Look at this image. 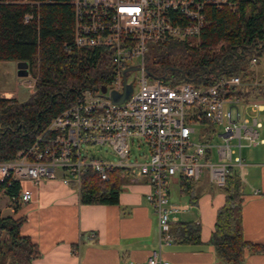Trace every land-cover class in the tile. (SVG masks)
<instances>
[{
    "label": "built area",
    "instance_id": "1",
    "mask_svg": "<svg viewBox=\"0 0 264 264\" xmlns=\"http://www.w3.org/2000/svg\"><path fill=\"white\" fill-rule=\"evenodd\" d=\"M70 1L71 44L106 50L113 64L111 80L104 90L100 85L82 89L28 147L0 160V181L18 183L17 196L9 199L22 204L32 199L26 183L60 178L79 189L83 172L106 180L112 167L127 168L129 181L145 177L151 187L145 196L157 215L159 245L172 244L171 224L183 206L170 201L169 183L179 175L197 180L205 174L222 188L228 167L242 164L241 148L262 142L258 129L264 103L261 97L239 94L241 86L259 82H244L237 74L213 72L198 87L186 81L169 84L150 76L145 53L148 42L198 38L206 24L205 6L220 7L225 0ZM30 17L26 13L24 20ZM256 62L253 57L251 66ZM26 76L20 81L34 90L35 76L31 80L29 71ZM125 84L131 86L128 97L113 101L110 95L121 93ZM134 136L144 138L148 154L130 162L128 139ZM93 145H109L115 158L92 154L88 147ZM131 264L169 262L154 251L144 262Z\"/></svg>",
    "mask_w": 264,
    "mask_h": 264
},
{
    "label": "trees",
    "instance_id": "2",
    "mask_svg": "<svg viewBox=\"0 0 264 264\" xmlns=\"http://www.w3.org/2000/svg\"><path fill=\"white\" fill-rule=\"evenodd\" d=\"M30 13L26 21L24 15ZM206 24L196 43L169 38L148 42L145 61L150 76L169 84L190 82L198 87L209 74H237L242 81L254 79L250 60L257 63L264 52V0H225L217 7L205 6ZM73 6L70 0H0V60H25L35 66L33 92L26 99L0 94V160H8L28 147L79 92L111 80L113 64L104 49L78 48L71 44ZM68 45V49L64 45ZM241 86L242 97L264 98V84ZM124 167H112L102 180L93 171L83 172L78 194L81 203H117ZM179 190L195 201V182L190 176L176 177ZM6 178L0 192L17 196L19 185ZM10 183V184H9ZM224 202L217 209L209 243L217 264H242L245 250L264 252V243L244 237L242 224L243 182L236 166L228 167L222 187ZM24 217L0 213V264H32L38 245L21 234ZM173 242L200 243V224H171Z\"/></svg>",
    "mask_w": 264,
    "mask_h": 264
},
{
    "label": "crops",
    "instance_id": "3",
    "mask_svg": "<svg viewBox=\"0 0 264 264\" xmlns=\"http://www.w3.org/2000/svg\"><path fill=\"white\" fill-rule=\"evenodd\" d=\"M253 69L254 80L263 85L264 52ZM0 92L6 97L15 94ZM259 120L262 142L241 152L242 164L237 172L244 185V237L264 243V108L259 112ZM249 174L253 176L252 182L245 178ZM122 181L117 203H81L78 189L64 184L60 178L44 179L30 186L32 199L15 208L9 206L8 214L24 217L20 232L38 245L39 255L32 259V264L142 263L154 251H159L169 264H217L209 237L216 211L224 202L222 188L203 174L195 182L197 197L191 202L188 195L180 192L177 178H173L168 185L170 201L183 206L175 214L174 222H199L200 243L159 245L157 215L145 196L151 189L149 183L145 177L129 181L125 176ZM171 186L175 187L173 195ZM242 264H264V252L245 250Z\"/></svg>",
    "mask_w": 264,
    "mask_h": 264
},
{
    "label": "rangeland",
    "instance_id": "4",
    "mask_svg": "<svg viewBox=\"0 0 264 264\" xmlns=\"http://www.w3.org/2000/svg\"><path fill=\"white\" fill-rule=\"evenodd\" d=\"M199 38V37H198ZM198 38H190V43H196ZM29 74L32 76L30 78L33 80L36 68L35 66L28 67ZM27 76H18L17 75V68H16V61L15 60H0V91H12L13 95L10 97L16 96L19 100H24L30 93L26 87H24V82H21L20 80H26ZM132 79V75L128 77V81ZM1 94V92H0ZM2 95V94H1ZM4 96V95H2ZM6 97V96H5ZM191 138L195 139V136H191ZM215 141H219V138H215ZM129 143V153H128V161L133 162L135 160L144 159L147 157V144L142 137H130L128 139ZM90 152L96 156H100L103 158L108 159H114L115 155L112 152L109 145H93L91 147H88ZM254 149L253 146L248 147H242L241 152L244 153L245 151ZM245 178L248 179L250 182H252L253 176L245 175ZM28 186H32L31 184H28ZM31 188V187H30ZM175 187L171 186V194H174ZM10 199L5 195L4 193L0 192V208L2 214H8L9 206L12 208L17 207L18 205H21V203H10ZM23 204V203H22ZM14 212V211H12Z\"/></svg>",
    "mask_w": 264,
    "mask_h": 264
},
{
    "label": "water",
    "instance_id": "5",
    "mask_svg": "<svg viewBox=\"0 0 264 264\" xmlns=\"http://www.w3.org/2000/svg\"><path fill=\"white\" fill-rule=\"evenodd\" d=\"M16 68H17V75L18 76H26L28 75V63L25 60H17L16 61ZM97 86L94 85L93 88L95 89ZM102 90H104V86H101ZM131 90V86L129 84H125L124 89L121 93L113 92L110 95V98L115 102H121L125 100Z\"/></svg>",
    "mask_w": 264,
    "mask_h": 264
}]
</instances>
